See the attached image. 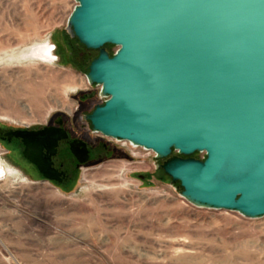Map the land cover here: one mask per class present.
I'll return each instance as SVG.
<instances>
[{
  "label": "water",
  "instance_id": "1",
  "mask_svg": "<svg viewBox=\"0 0 264 264\" xmlns=\"http://www.w3.org/2000/svg\"><path fill=\"white\" fill-rule=\"evenodd\" d=\"M74 2L66 28L97 51L84 76L104 99L84 117L92 133L165 159L195 207L264 217V0ZM15 135L37 147L61 138Z\"/></svg>",
  "mask_w": 264,
  "mask_h": 264
},
{
  "label": "rangeland",
  "instance_id": "2",
  "mask_svg": "<svg viewBox=\"0 0 264 264\" xmlns=\"http://www.w3.org/2000/svg\"><path fill=\"white\" fill-rule=\"evenodd\" d=\"M75 5L0 0V126H43L58 113L72 118L78 95L98 90L83 80L97 51L80 47L66 28ZM44 45L56 59L42 56ZM123 146L133 158L84 167L59 189L18 172L0 145L7 168L0 176V264H264V217L191 205L159 168L165 159Z\"/></svg>",
  "mask_w": 264,
  "mask_h": 264
},
{
  "label": "flooded vegetation",
  "instance_id": "3",
  "mask_svg": "<svg viewBox=\"0 0 264 264\" xmlns=\"http://www.w3.org/2000/svg\"><path fill=\"white\" fill-rule=\"evenodd\" d=\"M72 56L77 58L73 53ZM97 88L98 90H90L78 95V108L72 118H66L62 113H58L43 126H0V145L10 163L17 167L18 172L36 178L37 183H48L52 188L67 189L76 181L84 167L100 165L118 158L121 154L133 158L131 153L123 149V145L118 147L113 140L92 133L90 123L84 119L95 106L100 104L96 103L98 97L100 98L99 87ZM83 112L87 114L81 119ZM42 131L53 132L61 138L55 146L46 142L37 147L34 144L26 145L22 137L15 135L17 133L31 135ZM25 153L29 154L31 159L39 157L42 161V171L52 178L45 179L39 167L32 163Z\"/></svg>",
  "mask_w": 264,
  "mask_h": 264
},
{
  "label": "bare ground",
  "instance_id": "4",
  "mask_svg": "<svg viewBox=\"0 0 264 264\" xmlns=\"http://www.w3.org/2000/svg\"><path fill=\"white\" fill-rule=\"evenodd\" d=\"M38 49H40V53L42 54V56L43 55H45V57L46 56H49L50 54V50H51V48H50V46H47V45H44V46H40ZM37 49V50H38ZM35 51V56H37L38 54V51ZM50 57V56H49ZM51 59H56V58H54V56L52 55L51 57H50ZM83 80H85V78H83ZM135 148V147H134ZM6 170H7V168L5 167V166H0V176H4V175H6Z\"/></svg>",
  "mask_w": 264,
  "mask_h": 264
},
{
  "label": "trees",
  "instance_id": "5",
  "mask_svg": "<svg viewBox=\"0 0 264 264\" xmlns=\"http://www.w3.org/2000/svg\"><path fill=\"white\" fill-rule=\"evenodd\" d=\"M76 42H77V41H76ZM78 45H79V44H78ZM79 46H80V45H79ZM80 47H82V46H80ZM82 48H83V47H82ZM108 53H109V52H108ZM113 54H114V53H112V54L109 53L110 56H112ZM91 60H92V59H91ZM89 63H90V62H89ZM88 65H89V64H88ZM88 65H87V67H88ZM172 155H173V153H172ZM194 155H195V154H194ZM161 171H162V170H161ZM162 173L164 174L163 171H162ZM164 176H166V175L164 174ZM166 177H167V176H166Z\"/></svg>",
  "mask_w": 264,
  "mask_h": 264
},
{
  "label": "built area",
  "instance_id": "6",
  "mask_svg": "<svg viewBox=\"0 0 264 264\" xmlns=\"http://www.w3.org/2000/svg\"><path fill=\"white\" fill-rule=\"evenodd\" d=\"M125 144H127L126 142H122V145H125Z\"/></svg>",
  "mask_w": 264,
  "mask_h": 264
}]
</instances>
